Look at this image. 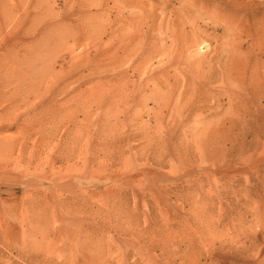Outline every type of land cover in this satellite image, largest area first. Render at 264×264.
Here are the masks:
<instances>
[{"label": "rangeland", "instance_id": "rangeland-1", "mask_svg": "<svg viewBox=\"0 0 264 264\" xmlns=\"http://www.w3.org/2000/svg\"><path fill=\"white\" fill-rule=\"evenodd\" d=\"M0 264H264V0H0Z\"/></svg>", "mask_w": 264, "mask_h": 264}]
</instances>
